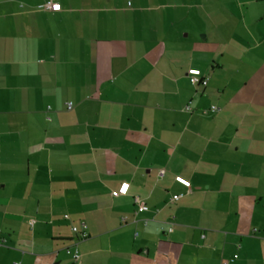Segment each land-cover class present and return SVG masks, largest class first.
Listing matches in <instances>:
<instances>
[{
    "label": "crops",
    "instance_id": "0c3cea01",
    "mask_svg": "<svg viewBox=\"0 0 264 264\" xmlns=\"http://www.w3.org/2000/svg\"><path fill=\"white\" fill-rule=\"evenodd\" d=\"M45 2L0 0V264H264V0Z\"/></svg>",
    "mask_w": 264,
    "mask_h": 264
},
{
    "label": "built area",
    "instance_id": "2783aa9c",
    "mask_svg": "<svg viewBox=\"0 0 264 264\" xmlns=\"http://www.w3.org/2000/svg\"><path fill=\"white\" fill-rule=\"evenodd\" d=\"M38 9L43 10V11H50V12H58L61 10V6L60 3L58 2V0H46V2L39 6ZM188 74L190 76V83L193 86H197V85H206V80L204 78H200V71L199 70H189ZM72 108V104L70 102L66 103V109L67 110H71ZM49 109V108H48ZM209 111L211 113L217 112L219 111V109L215 106L210 107ZM49 119V118H48ZM164 175V172L162 170L159 171V177H162ZM175 181L181 183L182 185L189 187L190 186V182L181 178V177H175ZM126 186V187H125ZM128 187L129 184L123 183L121 184L120 188L118 189L117 193L115 194L117 195H126L127 191H128ZM123 189V190H122ZM181 197V195L179 196H173L171 198V200H178ZM134 203L137 207V213H143L146 210L145 204L143 201H141L138 198L134 199ZM31 224L33 223V221L30 222ZM146 224V222H144ZM86 223L85 222H80L77 226H72L71 230L73 233L77 234L79 239H84L86 237ZM169 232L172 231V228L170 227L168 229ZM66 254L70 255L72 257V259L75 262H78L80 260V253L79 251L76 249V244H74L72 247H68L65 249ZM223 264H228V262L224 261Z\"/></svg>",
    "mask_w": 264,
    "mask_h": 264
},
{
    "label": "snow or ice",
    "instance_id": "6c2138e0",
    "mask_svg": "<svg viewBox=\"0 0 264 264\" xmlns=\"http://www.w3.org/2000/svg\"><path fill=\"white\" fill-rule=\"evenodd\" d=\"M126 187V186H125ZM123 190V189H122Z\"/></svg>",
    "mask_w": 264,
    "mask_h": 264
}]
</instances>
